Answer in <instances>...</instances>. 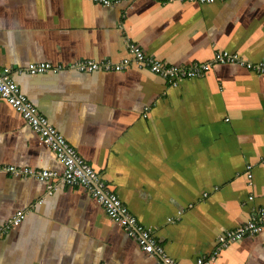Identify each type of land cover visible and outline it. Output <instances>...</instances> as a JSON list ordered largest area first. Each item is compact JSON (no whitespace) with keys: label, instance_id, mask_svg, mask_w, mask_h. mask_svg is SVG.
<instances>
[{"label":"crops","instance_id":"obj_1","mask_svg":"<svg viewBox=\"0 0 264 264\" xmlns=\"http://www.w3.org/2000/svg\"><path fill=\"white\" fill-rule=\"evenodd\" d=\"M126 44L168 66L221 52L260 64L264 0H0V66L164 251L196 264L223 230L264 210V74L214 64L173 87L136 66ZM125 60L117 72L72 68ZM31 63L60 69L29 75ZM0 166L63 169L1 97ZM20 210L0 264H157L80 186L48 195L44 182L0 172V226ZM217 251L208 264H264V232Z\"/></svg>","mask_w":264,"mask_h":264},{"label":"built area","instance_id":"obj_2","mask_svg":"<svg viewBox=\"0 0 264 264\" xmlns=\"http://www.w3.org/2000/svg\"><path fill=\"white\" fill-rule=\"evenodd\" d=\"M101 6H110L125 0H91ZM166 3L177 0H160ZM181 1V0H180ZM184 1V0H182ZM189 2L212 3L214 0H187ZM128 53L134 58V64L139 68H145L151 73L161 77L168 85L176 86L185 79L200 78L207 74L214 64L236 63L248 70L258 74H264V62L253 65L241 61L236 55L227 52L216 53L211 62L193 64L189 67L168 66L163 62L156 61L146 56L140 48L132 44H126ZM129 61L121 64H113L110 61L100 63L86 61L73 66L78 72H117L126 69ZM60 69V68H59ZM58 68H53L47 63H31L24 71L29 75H39L49 71L57 73ZM0 97L18 113L30 129L38 136L39 140L47 146L54 154L56 160L62 165L61 174L49 170H34L31 168L18 169L13 166H0V172L12 176H30L46 184V194L50 195L57 186H80L100 205L107 217L117 223L125 234L134 240L142 252L149 258L155 259L157 264H178L171 258L156 241L153 233L148 228L138 223L128 208L122 203L118 196L107 189L105 183L89 164L76 153L74 148L68 144L64 137L38 112L34 105L21 93L19 87L13 82L11 69L0 66ZM251 165L245 167L246 177L251 180ZM40 201V200H39ZM39 203V202H38ZM26 211H17L7 222L0 226V238L9 230L19 225L24 219ZM264 232V210L259 209L256 216L245 224L230 230H223L217 237L219 247H225L229 243L242 240L245 236H255ZM217 248V250H218ZM213 251L210 256L198 258L196 264H208L212 262L218 251Z\"/></svg>","mask_w":264,"mask_h":264}]
</instances>
